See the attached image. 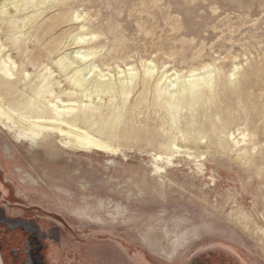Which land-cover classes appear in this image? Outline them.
Wrapping results in <instances>:
<instances>
[{
    "label": "rangeland",
    "instance_id": "1",
    "mask_svg": "<svg viewBox=\"0 0 264 264\" xmlns=\"http://www.w3.org/2000/svg\"><path fill=\"white\" fill-rule=\"evenodd\" d=\"M8 2L0 44L26 84L10 99L49 82L52 97L73 89L67 104L113 113L100 137L116 151L46 145L3 121L2 252L35 264H264V0H28L17 13ZM32 4L40 15L16 33ZM203 73L211 85L192 100L181 81ZM74 75L132 89L95 93L69 85Z\"/></svg>",
    "mask_w": 264,
    "mask_h": 264
},
{
    "label": "bare ground",
    "instance_id": "2",
    "mask_svg": "<svg viewBox=\"0 0 264 264\" xmlns=\"http://www.w3.org/2000/svg\"><path fill=\"white\" fill-rule=\"evenodd\" d=\"M48 1L49 0L45 2L44 0L46 4H48L47 3ZM30 4L31 3H29L28 0H9L7 5L11 6L12 9L16 11L15 13H17V10H20L21 8L22 10H24V8ZM40 10H41L40 6L33 5L31 12L29 13L30 17L26 15L24 16V18L17 21V23H15L16 20H12V22H14V24L11 26L12 30L16 31L20 29L21 27L20 24L23 25L24 27L29 22H32L31 20L37 18L40 15ZM4 14L5 15L9 14L5 5H3L0 9V21L3 19L2 16ZM14 15L17 16V14ZM78 19L79 16L76 15L75 20ZM9 32L11 33V31ZM17 32L18 31H16V33ZM82 36L78 37L74 41V43L77 44L84 41V38ZM2 44H0V92H6L7 99L4 100L3 97H1L0 95V124H2L3 121H5L6 125L9 126L8 127L9 129L15 128V130L21 134L19 135L21 138L27 137L36 142L43 143L46 145L55 143L62 147L74 149L77 151L93 149L98 152L106 153V154L113 153L114 151H116V149H114L107 141H105L100 137L106 134V131L104 130V126L107 123H111L114 117L113 113L106 112L104 111V109L102 110L104 105H99V106L95 105L93 107L85 105L84 108H80L82 104L81 102L78 101L67 104L65 101H63L61 95H65L62 97H66V96L70 97L74 94L73 89H69L68 87H66L59 93V95L57 93L55 97H52L53 92L49 90L48 86L51 84L49 82L46 85H40V86L31 85L30 88L31 91L33 92L32 96L23 95L19 98L10 99L11 95L14 94L15 91H17L20 87H22L21 85L22 80L14 78L13 69L15 68V63L10 59L8 54H4L2 50L3 47ZM7 44L8 42L6 43V45ZM46 52L47 53H45V51L43 52L41 51L40 55H45L44 58L46 57V55L47 57H49L50 53L48 51ZM95 55L96 52L93 50L77 49L74 51L75 57H80L83 59L90 58ZM65 57H66L65 55H61L53 62L46 61V65L44 66L50 68V65L53 63L56 65H60L61 67L64 64ZM95 67H96L95 62L91 61L88 64L87 68L90 70L91 68H95ZM150 69L151 67L150 68L148 67L146 73H149ZM97 71H98L97 73L98 77L105 76L104 74H102L101 71L99 70ZM132 72L133 69L129 68L128 73H132ZM58 74L60 75V73ZM234 75L235 73L232 72L231 78ZM205 79H207L205 73L198 75H191L189 77L183 78L181 81V85L183 86V90L188 88L191 92L192 100H196L197 98L196 94L200 95V93H196L197 88L200 86L199 82H201L202 85H203L202 82H204L205 85L210 84V80L209 79L205 80ZM68 81H69V85H74L77 88L83 87L86 84L90 85L95 93H105L107 95H110L111 93L117 91L120 88L122 91L127 89L126 91L129 92L132 89L131 82L126 83L124 85L120 84V88H119L112 81L101 82L99 79L96 78H94L91 81H87L78 75H74ZM172 82L173 81L170 80L168 84L172 85L171 84ZM23 85L26 86V84ZM142 85L143 87L146 86L147 82L143 80ZM50 87L52 89L51 85ZM195 89L196 91L194 92ZM123 93H125V91ZM33 96L35 97V100L31 102L30 100L31 97ZM73 100H76L74 96H73ZM164 100L165 99L160 98L157 101V104L158 105L163 104ZM183 101L184 98L183 96H181L178 99L175 108H177V106H179V104H181V102ZM85 108H87V110H85ZM116 118H119V115ZM3 128L6 129L7 127L4 126Z\"/></svg>",
    "mask_w": 264,
    "mask_h": 264
},
{
    "label": "flooded vegetation",
    "instance_id": "3",
    "mask_svg": "<svg viewBox=\"0 0 264 264\" xmlns=\"http://www.w3.org/2000/svg\"><path fill=\"white\" fill-rule=\"evenodd\" d=\"M22 258L18 249H11L7 252H2L0 249V264H35L30 252L24 261H21Z\"/></svg>",
    "mask_w": 264,
    "mask_h": 264
}]
</instances>
